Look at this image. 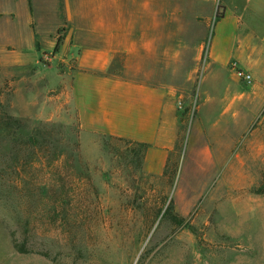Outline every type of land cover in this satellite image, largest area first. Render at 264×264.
<instances>
[{
	"label": "rangeland",
	"instance_id": "obj_1",
	"mask_svg": "<svg viewBox=\"0 0 264 264\" xmlns=\"http://www.w3.org/2000/svg\"><path fill=\"white\" fill-rule=\"evenodd\" d=\"M50 4L40 22L31 0H0V122L18 124L0 132V264H264V12L226 64L204 54L175 78L148 144L82 123L96 100ZM32 136L52 145L16 143ZM172 200L185 226L163 217Z\"/></svg>",
	"mask_w": 264,
	"mask_h": 264
},
{
	"label": "crops",
	"instance_id": "obj_2",
	"mask_svg": "<svg viewBox=\"0 0 264 264\" xmlns=\"http://www.w3.org/2000/svg\"><path fill=\"white\" fill-rule=\"evenodd\" d=\"M51 1L58 4V23L71 29L66 59L75 76L89 78L87 85L78 83V92L96 100L81 112L82 123L148 144L166 132L175 78L194 76L193 64L204 54L226 64L244 22L264 12V0ZM31 2L40 22L54 13L50 0ZM90 78L97 79L96 87Z\"/></svg>",
	"mask_w": 264,
	"mask_h": 264
},
{
	"label": "trees",
	"instance_id": "obj_3",
	"mask_svg": "<svg viewBox=\"0 0 264 264\" xmlns=\"http://www.w3.org/2000/svg\"><path fill=\"white\" fill-rule=\"evenodd\" d=\"M30 5H31V3H30ZM220 17L221 16H219V14H218V18H220ZM62 41H63V38H60L58 40V43H57V46L55 49L56 51H58ZM17 126H18V124L16 122H14L12 120V118H6L0 122V132L8 133L9 131H13L14 128H16ZM16 143L26 144L29 147L28 150L32 152L31 153L32 155L35 153L36 149L43 150V149L49 147L50 145H52V144H50V142L47 139H44L41 142L40 139H37L35 136H32L27 140H17ZM173 209H174V205H173V200H172L170 203V206L166 209L163 217L169 219L176 226H179V227L185 226V220L183 218H181L180 216H178L177 214H174ZM16 248L21 253H27V250L24 249V246H16ZM40 254L47 256V254L42 253V252Z\"/></svg>",
	"mask_w": 264,
	"mask_h": 264
}]
</instances>
